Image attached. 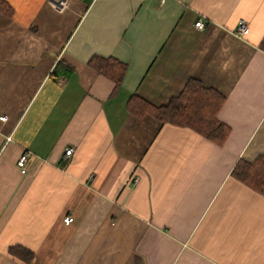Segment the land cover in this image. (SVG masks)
I'll use <instances>...</instances> for the list:
<instances>
[{
	"label": "crops",
	"instance_id": "obj_1",
	"mask_svg": "<svg viewBox=\"0 0 264 264\" xmlns=\"http://www.w3.org/2000/svg\"><path fill=\"white\" fill-rule=\"evenodd\" d=\"M0 1V264H264V194L232 175L264 154V0ZM190 79L224 142L128 109Z\"/></svg>",
	"mask_w": 264,
	"mask_h": 264
},
{
	"label": "trees",
	"instance_id": "obj_2",
	"mask_svg": "<svg viewBox=\"0 0 264 264\" xmlns=\"http://www.w3.org/2000/svg\"><path fill=\"white\" fill-rule=\"evenodd\" d=\"M6 5L0 1V10ZM264 50V37L260 43ZM90 65L98 72L110 77L116 82V88L121 85L126 72V64L114 57L94 56ZM224 102V96L213 88H208L198 79H190L178 97L173 98L167 105L156 107L146 100L132 96L128 109L138 115L150 114L162 122H171L181 126H189L206 138L222 143L229 134V127L219 120L218 111ZM232 175L249 186L264 194V154L254 161L239 160ZM10 253L28 262L33 253L19 246L10 248Z\"/></svg>",
	"mask_w": 264,
	"mask_h": 264
},
{
	"label": "built area",
	"instance_id": "obj_3",
	"mask_svg": "<svg viewBox=\"0 0 264 264\" xmlns=\"http://www.w3.org/2000/svg\"><path fill=\"white\" fill-rule=\"evenodd\" d=\"M164 1V0H162ZM196 26L199 29H203L205 27V21L203 19L199 20L196 23ZM238 34L243 35L248 31V23L246 21H241L238 25L237 28ZM2 119H5V117H2ZM73 149L72 148H67L65 153L67 155H70L72 153ZM31 153L29 151H25L24 153H22L18 159V167L20 168L21 172L23 174H26L28 172V163H29V159H30ZM65 222L66 223H70L73 221V217L71 216H67L65 217Z\"/></svg>",
	"mask_w": 264,
	"mask_h": 264
}]
</instances>
